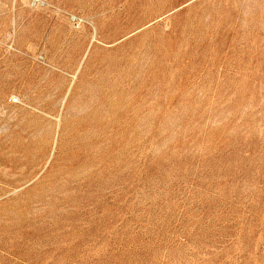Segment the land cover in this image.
I'll return each mask as SVG.
<instances>
[{
	"label": "rangeland",
	"instance_id": "obj_1",
	"mask_svg": "<svg viewBox=\"0 0 264 264\" xmlns=\"http://www.w3.org/2000/svg\"><path fill=\"white\" fill-rule=\"evenodd\" d=\"M0 0V264H264V0Z\"/></svg>",
	"mask_w": 264,
	"mask_h": 264
},
{
	"label": "built area",
	"instance_id": "obj_2",
	"mask_svg": "<svg viewBox=\"0 0 264 264\" xmlns=\"http://www.w3.org/2000/svg\"><path fill=\"white\" fill-rule=\"evenodd\" d=\"M34 4L41 5V6L45 5L43 0H34Z\"/></svg>",
	"mask_w": 264,
	"mask_h": 264
}]
</instances>
